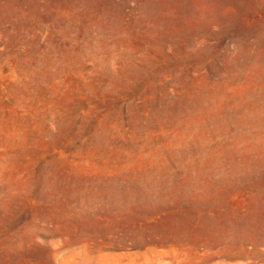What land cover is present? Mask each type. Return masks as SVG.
<instances>
[{
  "label": "rangeland",
  "instance_id": "1",
  "mask_svg": "<svg viewBox=\"0 0 264 264\" xmlns=\"http://www.w3.org/2000/svg\"><path fill=\"white\" fill-rule=\"evenodd\" d=\"M0 264H264V0H0Z\"/></svg>",
  "mask_w": 264,
  "mask_h": 264
}]
</instances>
